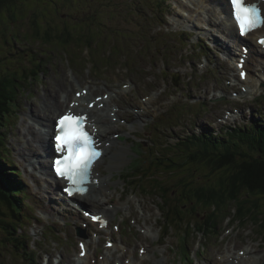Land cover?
Returning a JSON list of instances; mask_svg holds the SVG:
<instances>
[{
  "label": "rangeland",
  "instance_id": "rangeland-1",
  "mask_svg": "<svg viewBox=\"0 0 264 264\" xmlns=\"http://www.w3.org/2000/svg\"><path fill=\"white\" fill-rule=\"evenodd\" d=\"M159 2L162 4L161 8H164L165 4L171 5L164 11L171 10L172 12L165 13V19L158 17L152 21L153 13L159 10ZM154 5L158 7H153ZM199 5L200 3L195 4L193 0H20L17 5V11L20 13H17L15 17L10 16L8 10H4L0 14V64H2L0 72L8 73L17 70L22 72L26 68L38 67L39 61L43 64L42 72L38 75L40 76L38 82L36 75H34L35 77L32 75L27 80L25 79L26 81H22L23 83H18L25 90L24 92L17 88L12 92L13 96H17V112H11V115L7 117L8 126L7 123L3 126L5 144H8L12 150V154L8 153V156L12 155L18 170H22L24 175L22 178L27 182L33 195L27 199L32 204L33 212H30L32 216L37 218L39 216L38 208L46 204V208L50 205L53 206L55 201L41 202L40 196L44 191V183L39 182L41 183L39 187L34 184L31 177L34 170H29L31 168L26 164L28 159L21 158L15 148L18 137V141L21 140L24 145L25 138L21 135V128L25 119L32 121L27 114L31 103L34 102L40 106L48 87L52 85L56 89L59 88L57 80L62 77L66 78L67 86L75 83L76 89L79 84L83 87L93 85L98 88L97 93L105 95L110 92L118 93H115L113 101L120 107L121 115H119V122L116 123L117 131L114 132V136L118 138V134L122 135L121 137L127 141L118 139L120 142L114 149L118 154L114 158L113 153L108 154L100 165V171L103 176H106L105 171L108 172V169L112 168L110 173H113V180L115 175L113 186L116 188L115 191L110 189L114 191V195L109 194L107 189L106 197L109 196L111 199L105 197L102 201H110L108 202L110 206H113L114 202L121 201L124 208L116 213L111 225V229L115 233L113 240L119 247L116 246L117 244L110 246L108 244L110 237L106 231L99 233L97 225L89 228V238H93L95 242L103 236L101 250L99 245L95 248L96 253L100 251L98 257L93 260L94 264H102L97 262H102L105 254L110 252H112L110 258L114 259L112 264H124L125 262L129 264L131 258L133 261L135 259L134 252L142 257L145 251H149V258H151L147 264H215L216 260H221L219 251H224L228 247H236L235 251H240L241 254L244 251L239 249L246 246H251L253 250L259 247L258 252L264 256V231L260 224L241 217L235 203L227 207L226 214L221 217L219 228L217 225L213 227L214 229L205 231L207 229H200L197 226L205 219V212L202 221L198 222L194 221L200 218L202 212L194 214L191 224L180 221L182 217L176 210H173L170 219H168L163 208V206H165V210L168 208L167 201H164L165 195L160 194L157 190L146 192L150 184L148 177L132 176L131 178L135 183L141 181L145 185L144 191L128 182L126 184L123 179L119 178L121 173L125 174L133 157H137L133 150L134 147L140 153L145 152L144 157H148V153L151 154L156 145H162L164 153L172 152L173 157L178 159L182 155L175 153L174 150L181 148L178 143H181L188 134L198 132H208L209 134L210 132L211 136L215 135L219 138L222 136V138L228 139L232 128L242 127L250 130L251 124L256 123L260 129H264V97L253 101L250 95H242L239 92L230 95L222 93V91H230L233 88L235 91L239 82L237 79L239 76L229 73L226 78V75H223V71L227 70L225 63L229 62L226 59L228 51L224 49L226 46L223 42L229 43V40L233 41V38L230 37V33L225 34L226 38L223 37L224 33L222 31V34L217 29L218 26L214 29L209 26L206 19H209L210 14L204 17V13L206 11L210 13L213 5L210 4V7L202 8L201 12H197ZM217 15L219 17L217 16L215 21L218 19L221 23L229 21L228 15L218 13ZM33 18L40 23L48 21L52 25L51 33L55 32L54 37L55 34H64L67 31L66 26L68 28L70 26L77 27L79 20L82 19L80 26L84 29L77 30V34L79 35L83 31V34L87 35L86 37L94 36L99 41L94 44L96 48L93 52L94 61L90 60L88 48L83 43L80 45V41L77 42L78 46L64 47L55 38L47 41V35H35L34 31L37 27L31 23ZM88 22L94 23L93 26L86 28ZM226 30L229 32V29ZM123 33L127 36L123 37ZM64 35L68 39V35ZM150 35L152 42L148 40ZM217 35L223 37L222 40L217 38ZM136 36H139L135 40L136 48L129 41L125 42L126 38L132 40ZM71 39L78 40L73 33ZM114 42L119 45L118 53L116 48L113 52L110 50V45ZM124 42L128 46V50L123 49L122 43ZM40 43L41 45H39ZM97 44L107 46L98 48ZM198 44H202L206 52L197 49ZM207 49H210L209 52ZM127 56H129V61H126ZM11 57L12 59H10ZM32 59L35 63L32 62ZM17 60L23 63H19ZM261 69H257V71ZM27 72L31 74L30 71ZM33 77L36 79L34 80ZM244 86L246 87L241 83L240 87ZM174 87L178 88L174 89ZM206 89L209 90L208 94H205ZM174 91L178 97H175L177 94H174ZM198 91L204 95L200 98V102L196 101L199 103L195 104ZM218 93H222L223 96L220 98ZM215 95L216 98H213ZM148 97L154 98L150 102L149 108L146 111L138 112L142 109L141 98L146 102ZM245 100L249 103H244ZM184 103L190 104L182 106ZM131 106L134 107L133 114L128 112ZM225 107L228 108L227 112L232 109L238 110L236 111L237 119L230 121L229 124L212 122L223 113ZM193 116L198 117L194 118ZM239 137L243 138L240 134ZM161 138H163V142L158 141ZM125 157L126 159H124ZM112 158L113 162L111 163ZM35 160L34 158L33 161ZM155 161L159 162V156H155ZM28 165L32 166L29 163ZM153 166L154 164L151 169L154 168ZM209 171V169L200 171L196 169L194 174H201L198 180L207 183L208 179L205 173ZM139 174L147 173L140 172ZM34 175L40 176L37 171L32 174L35 179ZM177 177L178 175L175 176V178ZM210 177L215 180L214 174ZM172 183V177L165 175L164 184L172 186ZM25 189L24 187L23 195L26 192ZM20 190L23 191L22 186ZM52 192L49 190L48 194H52ZM172 194V203L169 206L174 204L175 209L183 200H180L181 192L174 191ZM129 198L133 199L132 207L136 213L126 202ZM143 202L147 204V208L143 206ZM101 205L99 204V206ZM89 206H92L93 209L87 208L88 212L102 210L97 205ZM64 208L67 209L68 206ZM195 209L199 210L198 207ZM62 215L47 212V220L31 223V225L26 223L23 228H29L33 241L24 245L18 243L17 246L20 250L16 248V245L9 246L4 243L0 246V264H63V262L68 264L67 260L63 261V258L75 260L81 254L78 243L80 238L77 237L76 231L71 233L62 229L57 233L54 229L48 228V225H52V223H60L64 227V220L60 218ZM225 216L230 217L231 223L229 220L224 221ZM166 217L168 222H166ZM188 217L190 218V215ZM148 219H150L149 223H147ZM263 219L264 217H262ZM161 224H164V227ZM80 225L84 224L80 223ZM3 232L0 229V236L3 235ZM32 249L38 250V253L34 250L35 257L32 255ZM125 251L128 253L127 256L124 255L121 260L118 259L117 255ZM25 256L28 259L31 257L34 259L26 261L23 258ZM255 262L253 257L250 263Z\"/></svg>",
  "mask_w": 264,
  "mask_h": 264
},
{
  "label": "trees",
  "instance_id": "trees-1",
  "mask_svg": "<svg viewBox=\"0 0 264 264\" xmlns=\"http://www.w3.org/2000/svg\"><path fill=\"white\" fill-rule=\"evenodd\" d=\"M19 2L20 0H0V14L4 10H8L10 16L15 17L17 13H20L17 11ZM158 5L159 10L153 13L152 21L158 17L161 19L165 18L164 11H160L162 4L159 2ZM153 7L158 6L154 5ZM81 20H79V25L77 27L70 26V29L66 26L67 31L64 34L68 35V39L65 38L64 34L60 33L57 35L55 34L54 37L55 32L51 33L50 28L52 25H50L48 21L46 23H40L33 18L31 23L37 27L34 31L35 35H47V40L55 38L61 46L75 47L78 46L77 42L80 41V45L83 43L84 46L88 48L90 60L94 61L93 52L94 49H96L94 44L99 41L97 40L98 38L94 36L86 37L87 35L83 34V31L81 34H77V30L84 29L80 26ZM93 24L88 22L86 28L92 27ZM72 33L78 38L77 41L71 39ZM122 35L123 37L127 36L125 33ZM138 38L139 36H136L132 40L126 38L125 42L129 41L136 48L135 40ZM93 39L95 40L92 41ZM125 42L122 43V47L128 50V46ZM100 46L104 48L107 45L101 44ZM100 46L98 45V48ZM118 47V43L114 42L110 45V50L113 52L114 48H116L118 53ZM126 61H129V56L126 57ZM41 65L42 62L39 61L36 69L31 68L29 71L32 74L26 72L28 68L22 72L19 71V75L16 73L18 70L9 71V74L0 72V229L4 231L3 235L0 236V246L4 245V243L9 246H17L18 243L22 245L27 243L26 236H22L18 232L21 218L18 216V213L21 209L20 202H22L21 198L23 197L20 190L22 182L18 178V170H16L15 166L11 165L12 162H9L2 154L4 151L1 149V146H4V138H2V136H4L3 126H5L6 123L8 124L7 117L11 115V112H15L18 106L16 101L17 96H13L12 92L16 88L18 90L22 88L19 86V82L23 83L22 81H25L26 78L32 75H40L43 66ZM20 72L23 74L21 75ZM24 75L28 76L24 77ZM241 135L243 138L239 136L236 138L234 133H231L228 139L222 138V136L220 138L210 136V138L205 137L198 139L195 149L192 147H185L181 149L183 150L181 154L180 150L176 152L182 155L181 157L179 156L178 159L173 157V153H164L162 149L152 150L150 156H140L137 157L139 160L136 163L132 162L134 165L131 166L130 171L135 169L137 173L134 174L129 172L130 174L128 173L126 177H148V180L152 181V183L149 184L150 190H157L160 194L165 195L164 201L168 203V210L165 211V213L167 212L168 219H170L173 210H176L182 217L180 221L186 222L187 217L186 214L183 213L184 209H182L184 206H181L184 204L185 207H187L186 213L191 217L200 211L203 212V216L205 212V219L202 221L201 216L198 221L202 222L197 226L200 229H207L205 231H208L214 229V226L219 225L221 217L226 214L227 207L235 203L239 213L242 215L241 217L248 218L260 224L262 231H264V219L262 220V217H264V129H259V133L243 130ZM184 145L186 146V143H184ZM134 150L138 151L136 147H134ZM152 153H155L154 158ZM140 154L142 155V153ZM155 156H159V162L155 161ZM153 164L154 168L151 169ZM141 167L143 168L142 172L147 174H139L141 172L139 171ZM196 169L198 171L202 169L210 170L205 173L208 179L207 183L198 180L201 174H194V170ZM213 174L215 175V180L210 177ZM165 175H170L172 177V186L164 184ZM176 175H178L177 178H175ZM192 178L195 180H191ZM130 183L133 185L136 184V187L140 185L133 180H131ZM174 191L181 192L180 200H183L181 201L182 204H179L175 209L172 205L169 206ZM195 207H198L199 210H196ZM163 208L165 209V206H163ZM192 208H194V211ZM180 210H182V215L179 212ZM198 221L196 220L195 222ZM166 222H168L167 217ZM190 222L191 221H189V223ZM16 248L20 250L18 246ZM32 255L34 257L36 256L33 252ZM23 258L26 261L34 259L33 257L28 259L26 256Z\"/></svg>",
  "mask_w": 264,
  "mask_h": 264
},
{
  "label": "bare ground",
  "instance_id": "bare-ground-1",
  "mask_svg": "<svg viewBox=\"0 0 264 264\" xmlns=\"http://www.w3.org/2000/svg\"><path fill=\"white\" fill-rule=\"evenodd\" d=\"M193 1L195 4L200 3L197 11L202 10V8L210 7V4L213 5L210 13H208L207 11H206V13H204V17H206L207 14L208 15L210 14L209 19H206L209 26L211 27L212 25H215L214 27L212 26V29H214V28H217L216 25H219L221 27L219 30L223 31L224 34L230 33V35H231L230 37L233 38V41L234 40L238 41V30L236 29L234 23H232V24L229 23L228 25L224 26L223 24L227 23L226 21H224V23H220L219 19L215 21V19L218 16L217 15L218 12L220 14H224L227 11L230 12V6L228 3V0H193ZM215 6H218V8H215ZM226 29H229V32H227ZM259 35L264 36V28L260 29L257 33H253V34L249 35L248 37L251 36V37H253V39L255 41H257V37ZM217 38L220 39V37H218V36H217ZM39 39H40V37H39ZM221 40H222V38H221ZM49 41H51V40H49ZM40 42H42V41H40ZM229 42H230V40H229ZM223 43L226 46V50H231L230 46L228 47L229 43L227 41H224ZM252 43L254 44V42H252ZM49 44H51V43H49ZM39 45H41V43ZM55 45H56V43H55ZM257 46L260 47V45H258V44H257ZM255 47H256V44L252 45L251 51L249 53L250 54L249 59L247 61V63L249 64L248 67L251 70V73H249L248 78L246 80V84L248 86L249 93H255L256 91H259L260 90L259 84L262 81H264V67H263V70H261V71L254 70V66L256 64L260 63V59H261V56H258L255 54V51H256ZM16 58L20 60V58H18V57H16ZM10 59H12V57ZM234 59L236 61H238L239 56L235 55ZM19 60H17V61H19ZM33 60L34 59H32V62H34ZM11 61H13V60H11ZM7 63L9 65V62H7ZM19 63H23V62L19 61ZM25 64H27V63H25ZM0 65H2V64H0ZM5 65L7 66V64H5ZM23 67H25V66H23ZM35 69H36V67H35ZM3 70H5V69H3ZM29 70L30 69H28V71ZM10 72H8V74ZM16 73L18 74L19 72H16ZM12 74H13V72H12ZM20 74H21V72H20ZM25 76H28V75H24V77ZM35 79L36 78H34V80ZM26 80H27V78H26ZM57 84L59 86V88H57V89L52 85H50L48 87V91L45 93V95H43V100H42L43 102L40 106L36 105L37 103H34V102L31 103L32 105L29 107L27 114L29 115L28 117H31L32 121L25 119V123L23 124V126L21 128L22 129L21 135L23 138H25L24 145L21 142V140L18 141V139H19V137H18L17 138V146L15 148H17L18 154L25 156V158L28 159V163L33 166L34 171H32V174H34L36 172L35 170L39 167H42L45 170V172H50V168H49L50 159L47 156L50 153V146L52 144L50 141V138L53 137L55 134V123L57 121V118L59 116H61V114H64L68 111L69 112H75L78 114H88L90 116V120H91L90 127L94 132L97 133V136L100 137V141L102 142L103 148L105 149V154L103 155V157L101 158V160L98 162L97 166L94 169L93 178L95 179V181L91 184L90 192L85 196H82L80 194H76L74 196V198L79 199L82 204L97 205V206H99V204H102L101 206H99L102 210H97L96 214H99L102 217H105L109 222V228H110L112 223L114 222L116 213H118L121 209H124V208L121 204V201L114 202L113 206L109 205L108 202H110V201H105V202L102 201V199H104L106 197L105 191L107 189L108 190H110V189L114 190V186H113L114 180L112 178L113 173H110L106 176H103L102 172L99 169V166L101 163H103L105 161L104 157L106 155L114 153V156H113V158H114L118 154L114 149L119 144V141H118V138H116L114 136V134H115L114 132L117 131L116 123H118L120 120L119 115H121L120 114L121 110H119L120 107L115 105L114 101H113V98L115 97V93H117V92H110V94H108L109 96H106L105 94L103 95L101 93H97L98 88H95L93 85L83 87L80 84H79L80 86L78 85V88L76 89L75 83L74 84L71 83L70 86H67L68 82H67L65 77L58 79ZM148 98L149 99L146 102L143 101V99L141 98L142 109H140L138 112L146 111L149 108V104H150V102L153 101L154 98L153 97H148ZM92 103H93V105H92ZM133 108L134 107H132V106L129 107L128 112L133 114V111H132ZM136 115H137V112H136ZM236 119H237V116L235 114H233L232 116H230V118H229V120H227V122L229 123L231 120H236ZM109 133H112V134L108 135ZM229 134H231V133H229ZM211 135L212 134L209 132V136H211ZM214 136L215 135H213L211 137H214ZM214 138H217V137L215 136ZM34 158L36 159L35 161H33ZM56 182H57L56 188L58 189L59 188L58 183L61 182V180H56ZM48 188H49L48 190L53 191L54 186L50 185ZM64 199H63L64 202L69 203V201L66 198H64ZM106 199H111V197L107 196ZM132 201H133L132 198H129L126 200L127 204L129 205V207L131 209L133 208L132 207L133 206ZM51 202H52V199H51ZM143 206H145L146 208L148 207L145 202H143ZM46 210L49 212H52V213L54 212V210L52 209V205L48 206L46 208ZM133 212L136 213V210L134 208H133ZM149 222H150V219L147 220V223H149ZM97 226L101 227V224L99 223V224H97ZM109 235L111 237L110 241H112L114 239V232L113 231L110 232ZM84 241L89 246V252L85 258H81L80 256H77L75 258V260H72L71 258H69V259L63 258V261L67 260L68 264H92L91 263L92 260L97 255L96 249L94 252L92 251L93 247H92V241L91 240L85 239ZM116 246L119 247L118 244ZM260 246H261V244H260ZM235 249H236V247H233V248L228 247L224 251H219L220 255H221V260H216L215 264H263L264 263V256L261 255L260 252H258L259 247L256 248L255 250H253V248L251 246H246L242 249H239L241 251H244V254H241L240 251H238V252L235 251ZM126 251L117 255V258L121 260L124 255L127 256L128 253ZM106 255H107V257H106L107 259L102 261L101 263L102 264H112L114 261V259L110 258V256L112 255V252L106 253ZM134 256H135L134 261H133V258H131L129 264H147V262L150 261V259H151V258H149V251L148 252L145 251V253L142 255V257L138 256L134 252ZM253 257H254V260L256 262L250 263V262H252ZM137 259H140V261H137ZM214 259H215V257H214ZM63 264H65V262H63ZM124 264H126V262Z\"/></svg>",
  "mask_w": 264,
  "mask_h": 264
},
{
  "label": "snow or ice",
  "instance_id": "snow-or-ice-1",
  "mask_svg": "<svg viewBox=\"0 0 264 264\" xmlns=\"http://www.w3.org/2000/svg\"><path fill=\"white\" fill-rule=\"evenodd\" d=\"M233 9V18L239 26V33L247 36L258 27H264V6L252 0H230ZM264 45V39L258 41ZM243 71L241 75H243ZM83 117L71 115L62 116L56 124V150L67 154L55 160L56 174L66 177L75 185V178L82 177L89 170L92 158L97 155L90 147V134L82 127ZM83 191V189H77ZM70 195L73 187L64 189ZM97 220V217H92Z\"/></svg>",
  "mask_w": 264,
  "mask_h": 264
}]
</instances>
